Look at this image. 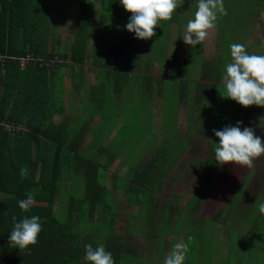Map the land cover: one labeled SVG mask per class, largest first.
I'll return each instance as SVG.
<instances>
[{"label": "trees", "instance_id": "trees-1", "mask_svg": "<svg viewBox=\"0 0 264 264\" xmlns=\"http://www.w3.org/2000/svg\"><path fill=\"white\" fill-rule=\"evenodd\" d=\"M51 1L0 0V264H85L82 259L85 243L93 247L102 243L112 254L114 264H162L176 241L188 244L183 264H212L208 262L212 246L207 243L216 229L223 237L224 256L220 262L235 264L236 253L231 246L233 241H244V232L240 235L238 232L251 212L245 210L244 218L234 204L239 200L242 207L250 209L253 193L247 192L246 187L257 179L258 196L261 194L264 167L260 166L257 173L247 170L224 215L217 213L211 220L204 219L200 215L201 206L210 177L220 164L214 158L209 140L207 159L181 163L184 158H180L188 152V134L178 127V120L185 110L190 122L197 120L198 131L206 130L208 139L212 124L223 127L222 121H214L218 119L215 118L217 105L223 103L220 76L229 60L228 44L239 42L241 37L239 43L247 52L264 54L259 43L257 47L249 46L245 35L247 28L255 24L254 10L258 9L259 15L264 16V0H223L226 11L222 16L217 15L216 38L206 47L202 41L189 46L184 58L182 54L183 59L182 32L195 10V0H176L171 18L158 21L155 35L147 40L135 39L128 31L121 36V26L120 41L115 44L110 30L103 29V41L93 47L102 53L108 47L106 65L101 57L94 58L92 69L96 80H88L86 87L81 86L79 83L86 78L81 71L75 91L68 78L67 88L76 92L79 100L67 106L66 112L61 66L68 61L82 65L95 6L101 5L102 27L105 20L110 24L103 12L120 13L124 19L130 13L123 10L118 0H69L79 5L72 45L66 44L58 52L56 43L52 42V50L48 52L47 43L52 38L48 21L59 25L57 14L51 13ZM112 21L120 23L114 17ZM175 24L180 35L170 59V29ZM53 28L57 35V26ZM17 34L21 36L20 45L14 42ZM148 44L150 53L142 58L139 48ZM115 53L112 63L108 62ZM27 56L30 61L22 62ZM56 58L60 62H55ZM142 64L146 65L143 69ZM157 65L161 71L155 78ZM92 75L90 79H94ZM156 97L162 105L164 139L146 163L145 155L157 141V136L152 134ZM75 104L80 107L76 108ZM236 107L241 127L258 130L255 119L264 116V107H255L253 112L245 109L246 115L238 104ZM76 109L79 114L74 112ZM56 113L62 115L63 123L57 125L53 121ZM138 151L137 161L124 177L119 176V169L110 173L119 158L126 162ZM214 163L212 171L210 166ZM184 165L196 169L184 170L188 179L185 193L194 192L182 205L184 195L166 199L163 184L173 170ZM20 167L27 169L23 178ZM29 193L33 202L27 210H21L17 200ZM162 195L160 200L158 197ZM131 207L135 211L130 212ZM31 215L40 218L37 242L19 249L8 241L12 217L18 221ZM261 220L264 214L258 212V230L264 222ZM218 223L226 228H219ZM189 236L191 241L187 240ZM261 238L264 244V235Z\"/></svg>", "mask_w": 264, "mask_h": 264}, {"label": "rangeland", "instance_id": "rangeland-1", "mask_svg": "<svg viewBox=\"0 0 264 264\" xmlns=\"http://www.w3.org/2000/svg\"><path fill=\"white\" fill-rule=\"evenodd\" d=\"M68 3H69V0H52L51 1V13L52 15L57 14L56 19L59 22V25L58 24L53 25L52 24L53 20H51V23H49L48 21V26H51L48 33L52 35L51 42L50 41L49 42H50V45L52 42L56 43L58 52L62 48H65L66 44L72 45V41L74 40L77 9H76V6L72 4V2H71L70 7ZM94 11L95 12H94V17L92 19V24H90V28L88 31L86 51L84 54L85 57L81 65L82 67L79 65L77 66L75 62H69V61L66 62V64L70 65V67L72 68L67 69V66H64L66 65L64 63H62L63 66H61L62 68L60 70V75L62 77L63 90L65 91L64 94L69 95L68 100H72L73 98L76 97V92L67 91V84H69L67 82L68 78H71V82H72L71 86L73 87L72 90L75 91L74 85L78 83L77 77L80 76L78 74L79 70L84 71V74H87L89 76V77H86L85 80L79 83L81 84V86L86 87L88 80L90 79V69L95 68L93 66L94 58L101 57L102 59L100 58V60L106 65L104 61L106 59L105 57H107L105 54L108 53V50H107L108 47L107 46L104 47V53H102L98 48L93 47L97 42L103 41L101 39L103 29L111 31V32L109 31V33L111 35L113 34L111 39H112V42H114L115 44H118V42L120 41L119 40L120 35L118 32V29L121 28L122 26V29L120 32L121 36H122V32L123 33L126 32V30L123 29V25L126 23L129 14L124 19L120 13L108 14V13L103 12V16H106L107 18H109L110 24L109 23L106 24L107 20H105V25L104 27H102L101 25L102 21L100 18V13L102 12L101 6H97L96 8H94ZM113 17L116 20H119L120 23L116 21V24H115L112 21ZM253 20L255 21V24L250 25V27L247 28L245 35H246L247 44L249 46L257 47V44L260 43L261 41L260 36H261L262 28H264V16L259 15L258 9H255L253 12ZM259 25H261L260 26L261 29H259L260 28L258 27ZM53 26H57L56 28L57 35H55V33L53 32V29H54ZM114 31L116 32L115 34H114ZM183 32H184V29H183ZM183 32H182V36H183ZM179 35H180L179 27L177 24H175L170 29L171 48L168 51L169 52L168 58L170 59L173 58L172 57L173 54L171 55V52L175 51V47L173 46H175V42L177 41ZM216 36L217 34L214 28L209 30L207 37L202 41L203 43L205 42L203 44V47H206L208 43L212 42L216 38ZM26 39L28 38L26 37ZM238 41L241 42V37L238 39ZM182 45H183V48H182L183 51L181 52V59L185 57L184 54L187 48H189V46L185 45L184 43ZM149 47L150 46L148 44L147 47L146 45H143L139 48V50H141V53H143L141 55L142 58L147 57ZM50 49H52V47H50ZM257 49L258 48H255V50ZM151 50L154 52L153 49ZM100 54H103V55L98 56ZM182 54H183V58H182ZM253 54H258V51H255ZM156 55L158 57V54ZM113 56L114 54H111L110 58H108V62L113 61V59H115L116 53H115V56L114 57ZM28 59L30 60V58ZM157 62L158 60H156V62L153 65L155 66ZM22 64L23 63H21L20 61V66L23 68L24 65ZM144 66L146 65L142 64L141 69H143ZM155 71H156V75L155 74L154 75L156 78L159 72L161 71V67L157 65L155 68ZM139 72L140 71H138V74ZM153 100H154V106H153V113H152V120H153L152 134L157 136V141H156V144L152 146L153 149L151 148V150L147 151L145 158H144L146 163L151 158V152L155 150L156 148L160 147L162 140L164 139L163 134H162V113H161L162 105L160 102V98L156 97ZM117 102H119L118 99H117ZM220 102H223V103H220L217 105L219 106V109H217L218 111L216 110L215 114L217 115L215 118H218V119H216L214 122L217 123V122L222 121V126H224L225 124H234V121L238 120V117H239L238 111H237L238 107H236V103L227 98H222ZM239 107L244 111L243 114H245V109L246 111L248 110V111L253 112V109L259 106L252 105L247 108H243L241 106ZM263 117L264 116L260 117L258 115L257 119H255V126L258 127V130L255 129L254 131L255 134L261 135L262 140H264V136H263L264 135V128H263L264 118ZM143 118L145 119L146 117L143 116ZM196 125H197V120L190 122L186 111L183 110L178 120V127L183 130V133L186 132L188 134L187 139H186L187 146H188L187 147L188 152L184 153L182 157L180 158V159L184 158L181 160V163L183 164H187L189 160H193V159L198 161L203 158L204 159L208 158V155L206 154V152H207V148L209 147V144L207 140L208 138H207L206 130L204 132V130L200 128L201 131H198L196 129ZM213 129H219V125L212 124V128L210 126L209 130H213ZM189 131H193V134L191 136L189 134ZM209 137H211V140L212 141L214 140L213 142H215L216 138L212 135V133H211V136ZM139 153L140 151L132 155V157L126 162H123V159L119 158V160L112 167L110 173L113 174L117 171V169H119L120 170L119 176L124 177L126 173L130 170L134 161L135 162L137 161V157ZM186 166L187 167H185V165L178 166L177 170L176 171L173 170L170 176L168 177V179L166 180V182L163 184V195L166 197V199H168L171 196H175V195H182V194L184 195L182 199V205L187 203L192 198L193 192H194L192 190H189L188 192L185 193V184H186V180H188L187 173L185 171L189 169L194 172L196 167L189 166V165H186ZM260 166L264 167V154L253 158V163H252L251 168L238 165V164L219 165L218 166L219 169L215 172L214 176L212 175L210 177V179L212 180L209 182L207 191L205 193V198L201 206L200 215L206 220H211L213 216L217 213H220L221 216L224 215L226 212V205L230 201L231 196L236 193L239 187L242 186L241 182L247 170L250 169L251 172L257 173L258 168ZM210 168H212V171H214L215 163H214V166L211 165ZM111 182L112 181H109V183H107L109 187H111L112 185ZM244 185L248 186V183ZM246 188H247L246 190L247 192L253 193L251 195V198L254 199V201L251 203L252 206L250 207V209L246 207H242L241 205L243 204V202H240L239 200H237L236 206L234 204L235 210L242 217L244 218L246 217L245 210H249V212L251 213L249 214L247 220L244 221L243 226L240 228L242 231L239 230L238 232L237 230L239 235L242 232H244V241L239 243L235 238L236 241L235 242L233 241L231 249L234 250L236 253L237 264H259V261L261 262V264H264V244L261 238L262 235H264V222H261L259 224V230H258V211L255 206L256 201L264 200V190H262L261 194L258 196V180L257 179H255V181L254 179L251 180L250 186ZM163 195L162 197L159 196L158 198L160 200H163ZM129 211L133 212L135 211V208L131 207L129 208ZM261 221H264V220H261ZM217 226L221 229L226 228L221 223H218ZM208 227L209 229L211 228L213 229L212 225H208ZM216 230H215V233L213 232V234L209 236V240L207 243V245H209L210 247L212 246L211 252H210L211 261H208V262H211L212 264H222L220 261H221V258H223L224 256L223 254L224 252L222 250L223 249V243H222L223 237ZM249 231L250 233L248 234L247 232ZM238 234L237 236H239ZM259 250H262V251H259ZM240 260H242L241 263H240Z\"/></svg>", "mask_w": 264, "mask_h": 264}, {"label": "clouds", "instance_id": "clouds-1", "mask_svg": "<svg viewBox=\"0 0 264 264\" xmlns=\"http://www.w3.org/2000/svg\"><path fill=\"white\" fill-rule=\"evenodd\" d=\"M118 3L125 12L130 13L123 29L140 40L153 37L154 26H159L158 21L170 19L176 9V0H118ZM225 11L223 0H195V10L184 25L183 43L192 47L199 45L209 30L215 27L217 15L222 16ZM260 47L264 48V41H261ZM228 55L229 60L224 63L220 76V96L243 108L252 105L264 107V54L249 53L242 43L233 42L228 44ZM212 135L216 138L215 142L207 140L212 143L214 158L220 165L238 164L251 168L253 158L264 154L261 135L255 134L251 126L241 127L239 120L213 129ZM19 174L23 178L27 169L20 167ZM32 202L33 196L29 193L24 199H18L17 205L21 210H27ZM255 206L260 214H264V200L256 201ZM12 221L9 242L19 249L37 242L41 230L37 215L24 216L18 221L13 216ZM191 239V236L187 237L188 241ZM187 251V242H174L162 264H183ZM82 259L85 264H114L112 254L105 250L102 243L95 247L85 243Z\"/></svg>", "mask_w": 264, "mask_h": 264}, {"label": "crops", "instance_id": "crops-1", "mask_svg": "<svg viewBox=\"0 0 264 264\" xmlns=\"http://www.w3.org/2000/svg\"><path fill=\"white\" fill-rule=\"evenodd\" d=\"M70 2V1H69ZM72 4H74L75 6H76V9H77V14H78V11H79V5H78V3L75 1H73L72 2ZM70 5H71V2H70ZM70 5H69V7H70ZM97 6H101V5H96L95 6V8L97 7ZM94 10H93V14H92V18H90V24H92V19H93V17H94ZM78 15L76 16V23H77V20H78ZM75 28H76V26H75ZM89 28H90V25H89ZM262 32H261V36H260V38H261V41H264V28H262ZM22 40H21V36L19 35V34H17L16 36H15V40H14V42H15V44L16 45H20V44H22V42H21ZM261 41H260V43H261ZM259 43V44H260ZM47 46L49 47H52L53 45H52V43H51V45H50V42L49 43H47ZM51 50L52 49H50V48H48V52H51ZM82 67V66H81ZM94 71V69H90V72H93ZM83 72V75L84 76H86V77H89L87 74H84V71H82ZM78 74L80 75L81 74V70H79V72H78ZM90 75H92V74H90ZM61 76V75H60ZM79 77V76H78ZM92 77L94 78V79H89V80H96V78H95V74H94V72H93V75H92ZM67 91H69V89L67 88ZM64 93H65V91H64ZM68 96L69 95H67V94H63V105H64V111L66 112L67 111V109L68 108H66L67 106H69L70 104H74V102H76L77 101V97H75V98H73L72 100H68ZM79 100V99H78ZM75 107L76 108H79L80 107V105H76L75 104ZM74 112L75 113H78L79 114V109H76V110H74ZM64 118H62V115L60 114V113H56L55 115H54V117H53V121L58 125L59 123H63V120Z\"/></svg>", "mask_w": 264, "mask_h": 264}, {"label": "built area", "instance_id": "built-area-1", "mask_svg": "<svg viewBox=\"0 0 264 264\" xmlns=\"http://www.w3.org/2000/svg\"><path fill=\"white\" fill-rule=\"evenodd\" d=\"M26 58H27V59H26ZM26 58L21 59V61H22V62H25V61L28 62V61H30V60L28 59V58H30V57L27 56ZM56 61H58L57 58L55 59V62H56ZM22 62H21V63H22ZM58 62H60V61H58Z\"/></svg>", "mask_w": 264, "mask_h": 264}]
</instances>
